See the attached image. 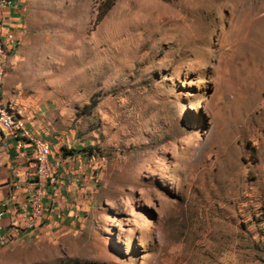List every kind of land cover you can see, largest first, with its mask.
Segmentation results:
<instances>
[{"label": "rangeland", "instance_id": "374dc122", "mask_svg": "<svg viewBox=\"0 0 264 264\" xmlns=\"http://www.w3.org/2000/svg\"><path fill=\"white\" fill-rule=\"evenodd\" d=\"M103 1L11 18L4 98L74 184L0 264H264V0Z\"/></svg>", "mask_w": 264, "mask_h": 264}, {"label": "built area", "instance_id": "2783aa9c", "mask_svg": "<svg viewBox=\"0 0 264 264\" xmlns=\"http://www.w3.org/2000/svg\"><path fill=\"white\" fill-rule=\"evenodd\" d=\"M12 6V0H0V168L2 167V152L9 144L10 140L15 141L17 147L29 149L34 153L31 159L33 165V176L36 181L37 190L31 191L30 208L18 211L19 218L14 225L16 232L22 230H34L41 223L47 205L43 201L45 184L57 182L59 168L63 166L62 158L54 157L52 143L39 132L35 131L29 124L27 118L17 109L12 101L4 98V82L6 77L5 57L7 51L14 47L17 35L13 30V25L6 20L10 15L8 9ZM18 27V26H17ZM8 207L0 209V247L13 241L15 234L13 231L2 232V220Z\"/></svg>", "mask_w": 264, "mask_h": 264}, {"label": "crops", "instance_id": "0c3cea01", "mask_svg": "<svg viewBox=\"0 0 264 264\" xmlns=\"http://www.w3.org/2000/svg\"><path fill=\"white\" fill-rule=\"evenodd\" d=\"M23 0H12V6L8 9L10 15L7 16L6 21L13 25V28H21L23 22H14L15 18L13 15H17L20 19ZM12 18V19H11ZM15 32V31H14ZM17 35V33L15 32ZM42 135V134H41ZM47 138V137H46ZM48 139V138H47ZM53 146L52 140L48 139ZM34 157V153L29 149L17 147L15 141L10 140L9 144L3 149L2 152V167L0 168V209L8 207L7 212L2 220V232L13 231L16 238L21 237L23 234L30 230H22L16 232L14 229L15 222L21 217L16 214L18 211L30 208L31 202V191L37 190L36 181L33 173V163L31 159ZM62 158L60 155L54 154L52 158ZM63 159V158H62ZM65 161L63 159V166L59 168L57 182L45 184V191L43 194V201L47 205V211L45 212L43 219H47L57 213L62 202L66 199L67 192L74 184L66 179L67 169L65 168Z\"/></svg>", "mask_w": 264, "mask_h": 264}, {"label": "trees", "instance_id": "16d2710c", "mask_svg": "<svg viewBox=\"0 0 264 264\" xmlns=\"http://www.w3.org/2000/svg\"><path fill=\"white\" fill-rule=\"evenodd\" d=\"M116 0H105L100 4L99 7V14H98V19H101L104 17V15L110 10V8L113 6ZM65 154H70L73 155L75 152L77 153L78 151H86L87 148L85 147H78L77 149H68L67 147H64ZM76 264H95V261H75Z\"/></svg>", "mask_w": 264, "mask_h": 264}]
</instances>
